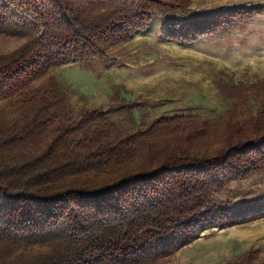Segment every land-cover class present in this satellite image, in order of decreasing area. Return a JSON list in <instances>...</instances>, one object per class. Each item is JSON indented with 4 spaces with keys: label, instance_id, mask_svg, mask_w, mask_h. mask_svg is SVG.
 Instances as JSON below:
<instances>
[{
    "label": "trees",
    "instance_id": "1",
    "mask_svg": "<svg viewBox=\"0 0 264 264\" xmlns=\"http://www.w3.org/2000/svg\"><path fill=\"white\" fill-rule=\"evenodd\" d=\"M189 0H0V264H150L214 227L264 217V199L232 204L233 181L264 170V110L159 117L125 132L103 109H74L50 68L105 56L169 8L175 42L217 36L262 6L179 16ZM217 147L212 146L219 143ZM250 250L237 263L255 264ZM261 264H264L261 263Z\"/></svg>",
    "mask_w": 264,
    "mask_h": 264
},
{
    "label": "rangeland",
    "instance_id": "2",
    "mask_svg": "<svg viewBox=\"0 0 264 264\" xmlns=\"http://www.w3.org/2000/svg\"><path fill=\"white\" fill-rule=\"evenodd\" d=\"M184 17L228 8H264V0H189ZM169 8H160L149 28L120 42L105 56L54 66L35 85L54 84L74 109H103L125 132L145 129L159 117L199 116L221 124L227 112L250 118L264 110V10L217 36L193 43L167 37ZM24 37L0 33V54ZM219 143L212 146L217 147ZM232 204L264 199V170L233 181L220 194ZM257 252L264 262V217L229 228L214 227L164 259L150 264H231Z\"/></svg>",
    "mask_w": 264,
    "mask_h": 264
}]
</instances>
